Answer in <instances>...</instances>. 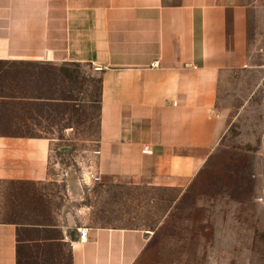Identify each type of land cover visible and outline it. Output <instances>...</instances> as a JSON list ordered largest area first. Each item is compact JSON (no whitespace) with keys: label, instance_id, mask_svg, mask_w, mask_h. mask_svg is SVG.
Returning <instances> with one entry per match:
<instances>
[{"label":"crops","instance_id":"0c3cea01","mask_svg":"<svg viewBox=\"0 0 264 264\" xmlns=\"http://www.w3.org/2000/svg\"><path fill=\"white\" fill-rule=\"evenodd\" d=\"M246 13L240 0H0V61L100 72L98 174L89 179L188 188L224 131L220 79L242 60ZM62 147L43 133H0V179L63 183L66 199L82 202L88 182L57 168ZM72 208L0 220V264H22L28 244L67 246L70 264L136 263L145 231L85 225Z\"/></svg>","mask_w":264,"mask_h":264},{"label":"rangeland","instance_id":"374dc122","mask_svg":"<svg viewBox=\"0 0 264 264\" xmlns=\"http://www.w3.org/2000/svg\"><path fill=\"white\" fill-rule=\"evenodd\" d=\"M240 2L247 10L242 60L219 86L224 131L188 188L89 179L99 161L100 72L0 61V133L55 138L64 146L55 152L57 168L88 182L83 201L73 203L63 183L0 179V220L41 221L43 211L74 205L85 225L145 231L135 264H264V0ZM22 264H70L69 248L28 244Z\"/></svg>","mask_w":264,"mask_h":264},{"label":"built area","instance_id":"2783aa9c","mask_svg":"<svg viewBox=\"0 0 264 264\" xmlns=\"http://www.w3.org/2000/svg\"><path fill=\"white\" fill-rule=\"evenodd\" d=\"M93 177L94 178H98V176H93ZM88 230H89V227H87V226H84V227H80L79 228L81 240H85L86 239L87 234H88Z\"/></svg>","mask_w":264,"mask_h":264}]
</instances>
